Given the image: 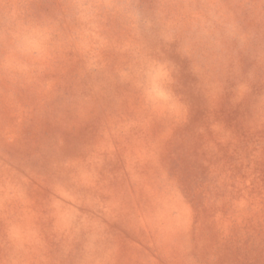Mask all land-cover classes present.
Returning <instances> with one entry per match:
<instances>
[{"label":"rangeland","instance_id":"1","mask_svg":"<svg viewBox=\"0 0 264 264\" xmlns=\"http://www.w3.org/2000/svg\"><path fill=\"white\" fill-rule=\"evenodd\" d=\"M0 264H264V0H0Z\"/></svg>","mask_w":264,"mask_h":264}]
</instances>
